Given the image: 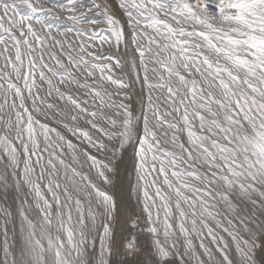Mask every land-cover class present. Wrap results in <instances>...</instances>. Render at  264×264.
I'll list each match as a JSON object with an SVG mask.
<instances>
[{
	"label": "snow or ice",
	"instance_id": "1",
	"mask_svg": "<svg viewBox=\"0 0 264 264\" xmlns=\"http://www.w3.org/2000/svg\"><path fill=\"white\" fill-rule=\"evenodd\" d=\"M0 264H264V0H0Z\"/></svg>",
	"mask_w": 264,
	"mask_h": 264
}]
</instances>
